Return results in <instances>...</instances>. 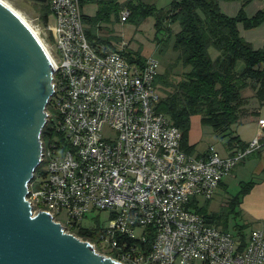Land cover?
Segmentation results:
<instances>
[{
    "label": "built area",
    "instance_id": "1",
    "mask_svg": "<svg viewBox=\"0 0 264 264\" xmlns=\"http://www.w3.org/2000/svg\"><path fill=\"white\" fill-rule=\"evenodd\" d=\"M48 5L39 37L56 70L44 174H35L27 198L33 214L49 212L74 235L96 213L85 228H98V242H86L122 264H264V220L242 243L202 212L262 147L259 138L227 157L213 146L200 156L185 152L182 131L158 111L160 62L128 55L125 41H92L82 0ZM129 16L124 9L121 22Z\"/></svg>",
    "mask_w": 264,
    "mask_h": 264
},
{
    "label": "trees",
    "instance_id": "2",
    "mask_svg": "<svg viewBox=\"0 0 264 264\" xmlns=\"http://www.w3.org/2000/svg\"><path fill=\"white\" fill-rule=\"evenodd\" d=\"M221 1L225 0H173L167 9H158L154 5L136 3L135 0H127L124 3L106 0L98 3V11L94 17L84 15L89 25V38L112 47L118 46L121 41L116 45L110 39H119L118 37L97 36V29H103L101 22L109 20L112 14L119 19L124 9L130 12L126 22L134 20L139 24L147 17L153 16L157 32L164 35L162 40L158 39V45L163 44V49L160 46L162 54L165 51L164 46L172 39L171 25L179 23L180 30L174 43L179 58L159 73L155 85L161 94L158 111L163 113L171 125L182 131V150L194 155H197V145L190 143L191 122L194 116L201 117L202 125L211 126L218 137L225 138L224 144L228 147L235 149L239 145L243 151L248 146L235 134L233 126H240L247 118L256 115L258 108L264 105V47L255 49L241 36L242 29H255L264 23V11L248 18L245 6L252 0H242L239 14L231 17L222 12ZM40 10L41 23L46 25L50 17L48 3L42 4ZM211 50H215L214 55ZM128 55H136L141 61L146 58L132 50ZM178 67L183 69L180 75L175 73ZM249 87L254 90L258 105L243 97V91ZM47 109H51L50 105ZM49 129L47 124L42 133V140L48 139ZM36 173L44 174L40 169ZM254 184H243L240 192L229 198L220 212L209 215L216 226L229 231L230 218L234 216L235 220L238 219L240 212L237 208ZM210 202L204 210L202 209L203 213H208L207 205ZM71 232L85 241L98 242V228L76 225ZM240 233V241L245 243L248 234L246 236L244 232ZM97 250L100 251L101 248Z\"/></svg>",
    "mask_w": 264,
    "mask_h": 264
},
{
    "label": "water",
    "instance_id": "3",
    "mask_svg": "<svg viewBox=\"0 0 264 264\" xmlns=\"http://www.w3.org/2000/svg\"><path fill=\"white\" fill-rule=\"evenodd\" d=\"M90 1V0H85ZM48 0H23L39 19ZM56 67L32 29L0 1V264H122L68 234L27 200L43 156Z\"/></svg>",
    "mask_w": 264,
    "mask_h": 264
},
{
    "label": "rangeland",
    "instance_id": "4",
    "mask_svg": "<svg viewBox=\"0 0 264 264\" xmlns=\"http://www.w3.org/2000/svg\"><path fill=\"white\" fill-rule=\"evenodd\" d=\"M14 10L19 12L24 20L34 28L36 31H40V28L42 27L41 23V13L39 19L33 17L32 13L26 12L25 9L22 7L20 3L23 2V0H3ZM125 0L124 2H126ZM173 0H135L136 3L141 2L146 5H154L158 9H167L169 5L171 4ZM255 1V0H254ZM257 1V0H256ZM262 1L264 4V0ZM38 3V2H36ZM42 5L41 3H38ZM239 5L238 1L235 0H225L221 3L223 10L226 12L228 9L230 12H233L236 5ZM252 6L254 8H257L252 3ZM226 7V8H225ZM258 9V8H257ZM85 14L90 15H96L97 12H95V8L92 5L86 4L83 8ZM256 9H251V12H254ZM98 11V10H97ZM100 25L103 27L102 31L100 29H97V36L99 37H118L119 39H113V42L117 45L120 41H125L129 43L130 49L134 53H140L143 57L146 58H155L160 62V72L166 69V67L177 61L179 58V53L175 51L174 49V43H175V37L177 32L180 30L179 23H173L171 25L172 29V39L168 43V45L164 46L165 51L164 54L160 52V49L162 47V43L158 45V39L162 40L164 38L163 33L157 32V29L155 27V18L153 16L147 17L143 21H141L139 24L136 23L134 20H129L128 22H121V15L118 19L115 14H112L109 20H104L100 23ZM163 42V41H161ZM161 46V48H160ZM215 50H211V54L214 55ZM182 67H178L175 71L177 74L182 73ZM237 126H233V129L236 131ZM253 128L250 126H247V135H250L253 131ZM190 139L192 142H194L196 147V154H199L209 148L210 146H214L219 153L222 155L225 154V138L221 139L218 137L217 133L213 130V128L209 125H202L201 123V117L194 116L192 118L191 122V132H190ZM228 178V177H227ZM233 180V179H232ZM235 180V179H234ZM231 181V180H230ZM245 183L238 184L236 182H231V185L229 187L228 193L227 192H221L219 195H216L215 199H213L210 204L207 205L208 207V213H218L221 211L222 206L228 201L229 198H231L233 195L238 194V192L241 190L242 185ZM204 201H201V206H203ZM96 214V213H95ZM93 213H90L89 217L86 218L83 221V225L85 227H92L95 224V219H93V216L95 215ZM108 212H103L101 214V219L106 220L108 218ZM249 218L245 215L244 217H238V219L235 220V217L232 216L229 221V232L236 237L237 240H240V231L244 232V234L249 235L251 231V227H247V223L249 222ZM240 225L238 228L237 225ZM243 225V226H241ZM244 225L245 228H244ZM221 228V227H220ZM240 229V230H239ZM83 240V239H82ZM85 241V240H83ZM99 251V250H98ZM97 251V252H98ZM100 252V251H99ZM98 252V253H99ZM102 254H106L101 250ZM100 252V253H101Z\"/></svg>",
    "mask_w": 264,
    "mask_h": 264
},
{
    "label": "crops",
    "instance_id": "5",
    "mask_svg": "<svg viewBox=\"0 0 264 264\" xmlns=\"http://www.w3.org/2000/svg\"><path fill=\"white\" fill-rule=\"evenodd\" d=\"M100 1H106V0H90V1L84 0V3L82 4L83 5L82 8H84L86 4H89L94 6L95 12H97L98 3ZM124 1L125 0H118V2L120 3H124ZM237 1L239 5L238 4L236 5L233 12H230L228 9L225 12L221 5L223 1H221L220 8L222 12L231 17L238 15L242 8L243 1L242 0H237ZM253 2L258 9L252 6ZM252 8L256 10L254 12H251ZM261 11H264V4L262 3V1L259 0L257 1L252 0L245 6V14L248 18H253ZM83 14L87 17L95 16V15L85 14L84 10H83ZM241 36L247 42H249L253 46V48L255 49L263 48L264 23H262L260 26H258L255 29H250V30L242 29ZM110 41L113 42V39H110ZM243 97L246 99H250L251 103H256L258 105L257 101L254 98L255 93L252 87H249L243 91ZM260 119H264V105L258 108L256 115L250 116L240 126L236 128L235 134L239 137V139L242 142L246 143L247 146H249L256 138H259L262 147L254 151L253 153L249 154L243 161H241V163H239V165L233 172L232 176L224 180L223 186L221 187L218 193V195L222 191L228 193L231 182L233 183L236 182L238 184L248 183V182L255 183L252 189L250 190V192L243 197L242 201L240 202L237 208V210L240 212L239 217L240 216L244 217L246 215L249 218L250 221L247 223V227H251V230L259 228L264 220V126L260 127L258 125V121ZM247 126L253 128L252 130L253 132L250 135H247ZM190 143L195 144L194 142H192L191 139H190ZM238 146L235 149H231L226 144H224L225 154L223 155L219 153V151L216 148L215 149L221 156L227 157L236 152L241 151L242 148ZM207 149L197 155L204 154L207 151Z\"/></svg>",
    "mask_w": 264,
    "mask_h": 264
},
{
    "label": "bare ground",
    "instance_id": "6",
    "mask_svg": "<svg viewBox=\"0 0 264 264\" xmlns=\"http://www.w3.org/2000/svg\"><path fill=\"white\" fill-rule=\"evenodd\" d=\"M0 1H2L3 3H5L6 5H8L31 29H32V31L34 32V34L36 35V37L39 39V41L41 42V44L43 43L42 41H41V39H40V37H39V32L38 31H36V30H34V28L33 27H31L27 22H26V20H24V18L22 17V15L19 13V12H17L16 10H14L13 8H12V6H10L9 4H7L5 1H3V0H0ZM42 45H44V44H42ZM44 47V46H43ZM44 49H45V47H44ZM46 50V49H45ZM47 52V51H46ZM47 54H48V52H47Z\"/></svg>",
    "mask_w": 264,
    "mask_h": 264
}]
</instances>
